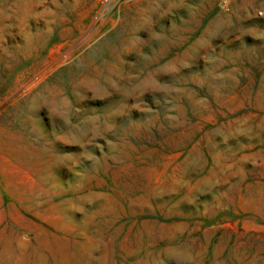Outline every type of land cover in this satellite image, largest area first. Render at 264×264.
<instances>
[{"label": "rangeland", "instance_id": "obj_1", "mask_svg": "<svg viewBox=\"0 0 264 264\" xmlns=\"http://www.w3.org/2000/svg\"><path fill=\"white\" fill-rule=\"evenodd\" d=\"M0 0V264H264V0Z\"/></svg>", "mask_w": 264, "mask_h": 264}, {"label": "built area", "instance_id": "obj_2", "mask_svg": "<svg viewBox=\"0 0 264 264\" xmlns=\"http://www.w3.org/2000/svg\"><path fill=\"white\" fill-rule=\"evenodd\" d=\"M133 1L136 0H100L94 13V17H93L94 23L96 25H102L109 18H116L119 20L123 8ZM230 5H231V0L221 1L222 9L227 10L229 9ZM258 15L260 17H263L264 12L259 11Z\"/></svg>", "mask_w": 264, "mask_h": 264}]
</instances>
